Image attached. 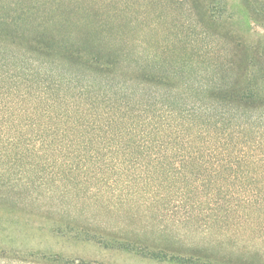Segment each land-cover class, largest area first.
Returning a JSON list of instances; mask_svg holds the SVG:
<instances>
[{
  "label": "trees",
  "instance_id": "16d2710c",
  "mask_svg": "<svg viewBox=\"0 0 264 264\" xmlns=\"http://www.w3.org/2000/svg\"><path fill=\"white\" fill-rule=\"evenodd\" d=\"M47 2L0 0V198H134L129 222L72 225L78 239L161 264H264V36H222L204 62L201 36H54ZM149 2L185 13L186 33L219 19L214 0ZM233 7L264 27V0Z\"/></svg>",
  "mask_w": 264,
  "mask_h": 264
},
{
  "label": "rangeland",
  "instance_id": "374dc122",
  "mask_svg": "<svg viewBox=\"0 0 264 264\" xmlns=\"http://www.w3.org/2000/svg\"><path fill=\"white\" fill-rule=\"evenodd\" d=\"M149 1L139 0L132 4L130 0H60L58 5L47 2L46 14L53 17L42 28L54 36H72L76 40L81 36H201L199 45L204 51L208 50V46L212 50L208 55L202 51L198 56L204 62L209 56L219 61L228 51V44L222 36H243L248 42L264 36V27L253 23L248 25L241 11L233 7L236 0H223L225 5H218L214 0L213 11L218 10L219 19L214 20L213 31L191 24L187 33L185 26L176 20L181 18V14L185 17V13L171 6L157 7V4ZM35 30L32 28L29 36H33ZM77 42L80 44L81 41ZM207 69L201 72L204 74ZM134 200L67 196L0 198V249L24 259L38 260L33 263L1 257L0 264H48L52 259L70 264L75 261L161 264L132 254L107 250L97 242L78 239L83 230L72 226L85 222L109 227L125 224L129 222L125 214L142 211ZM10 201L15 202L16 206L9 204ZM107 201L109 204L106 206ZM65 220H73L75 224Z\"/></svg>",
  "mask_w": 264,
  "mask_h": 264
}]
</instances>
